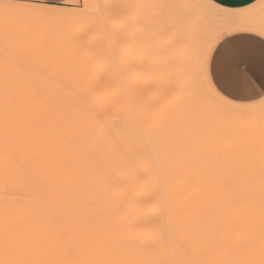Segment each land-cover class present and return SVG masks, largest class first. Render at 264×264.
Here are the masks:
<instances>
[{
  "label": "bare ground",
  "instance_id": "6f19581e",
  "mask_svg": "<svg viewBox=\"0 0 264 264\" xmlns=\"http://www.w3.org/2000/svg\"><path fill=\"white\" fill-rule=\"evenodd\" d=\"M88 4L80 12L0 0V264H264L263 159L163 157L155 148L128 154L136 147L127 128L114 154L111 82L97 55L98 19L111 1ZM177 8H167L158 32L183 99L165 113L151 91L142 102L182 135L199 134L204 122L195 113L217 118L198 91L216 104L203 62L218 29ZM226 24L264 31L250 17ZM196 43L200 77L191 82ZM262 113L234 108L225 120Z\"/></svg>",
  "mask_w": 264,
  "mask_h": 264
},
{
  "label": "rangeland",
  "instance_id": "374dc122",
  "mask_svg": "<svg viewBox=\"0 0 264 264\" xmlns=\"http://www.w3.org/2000/svg\"><path fill=\"white\" fill-rule=\"evenodd\" d=\"M3 1L77 11L75 5L78 3L83 5L92 0H68L60 5H49L39 0ZM110 1L111 10L110 7L109 9H105L106 13L98 19L100 40L97 46V55L99 71L102 74L108 75L111 82L110 92L113 96V123L115 127L114 154H121L122 146L118 144L117 140L127 128L129 139L133 143V147H136V150L130 148V150L126 151L128 154H133L134 152L143 153L146 148H155L163 157L175 155L191 157L192 155H196L208 158H227L232 163H237L234 160L242 158L264 160V113L253 118L246 117L240 121H227L225 120L226 114L234 108L248 109L249 107L226 106L219 102L214 104L210 99L203 96L202 91H198L208 111L217 116V118L213 122V119L206 116L203 119L199 113H195V121L198 122L196 119L199 117L200 121L204 122L203 131L199 134L198 131H193L190 135L188 133L182 135L166 118H163V115H160L158 118L151 111L145 110L142 102L143 98L145 100L144 94L151 91L162 105L160 109L163 111L165 107L176 106L175 108H177V105L183 99L179 97V92L176 90L177 88L175 89L174 81L170 75L169 61H167L169 60L167 57L170 56L168 55L170 54V45H167L168 41L162 39L161 31L158 32V29H163L164 25L167 24L165 19L169 11L179 12L180 10L177 7L182 8L181 11H183V8L193 9L194 17L192 18L194 21L197 20L198 23L201 22V27L218 29V31L210 35L212 42L217 37L220 39L235 29L226 23L232 16L231 14L238 13V9L227 11L217 7L210 0H187L188 2L192 1L191 6L193 7L189 8L182 6L183 3H174L180 0H102V3L109 4ZM137 2L140 3L138 4ZM142 2L143 4H141ZM177 4L182 5L179 6ZM189 5L190 3L187 6ZM105 6L106 8L108 7L107 5ZM130 7H135L134 9L136 10L134 11ZM152 7L153 9L157 8L156 11ZM146 9L149 15L146 14ZM149 10L151 12L153 10V12L151 13ZM242 10L250 14L247 17L254 18L264 26V0H258L254 5ZM127 11H130L132 14L129 12L127 16ZM110 13L112 14V26L109 29H105L101 25L102 19H107ZM144 14L146 15L144 16ZM130 16L132 17L128 19ZM241 18L245 17L241 16ZM133 21L135 22L134 24ZM136 23L139 24L136 25ZM106 37L108 39L109 37L111 38L106 41ZM198 47L199 44L196 43L190 54L189 69L191 75L189 78L191 82L200 77V71L197 72L200 61H198V56L195 54ZM127 88L128 90H133L135 95V99H132L131 95L127 98L132 101L129 105L125 102L126 99H124ZM163 112L165 113V111ZM125 119H129L126 125L124 124Z\"/></svg>",
  "mask_w": 264,
  "mask_h": 264
},
{
  "label": "crops",
  "instance_id": "0c3cea01",
  "mask_svg": "<svg viewBox=\"0 0 264 264\" xmlns=\"http://www.w3.org/2000/svg\"><path fill=\"white\" fill-rule=\"evenodd\" d=\"M49 5H60L68 0H39ZM217 7L232 11L238 9L237 16L247 18L242 9L254 5L258 0H210ZM222 38L213 39L206 51L203 62L204 81L211 92L212 85H219L223 76V61L226 53L241 52L245 54L249 71L247 83L239 92L230 91L236 105L247 104L252 97L264 93V31L250 26H237ZM216 38V37H215ZM239 107V106H238ZM250 108V107H249Z\"/></svg>",
  "mask_w": 264,
  "mask_h": 264
},
{
  "label": "snow or ice",
  "instance_id": "6c2138e0",
  "mask_svg": "<svg viewBox=\"0 0 264 264\" xmlns=\"http://www.w3.org/2000/svg\"><path fill=\"white\" fill-rule=\"evenodd\" d=\"M89 8L88 3L75 5V9L86 12ZM249 71L248 63L244 53H226L223 61V76L219 85L211 86V95L214 100L226 106H237L234 97L230 96V91L239 92L243 90L247 83L246 73ZM239 107H258L264 111V93L258 97H252L247 104L238 105Z\"/></svg>",
  "mask_w": 264,
  "mask_h": 264
}]
</instances>
